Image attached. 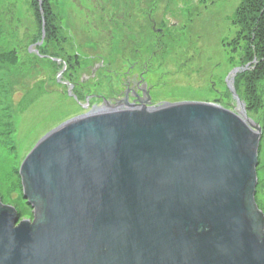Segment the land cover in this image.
<instances>
[{"label":"water","instance_id":"obj_1","mask_svg":"<svg viewBox=\"0 0 264 264\" xmlns=\"http://www.w3.org/2000/svg\"><path fill=\"white\" fill-rule=\"evenodd\" d=\"M239 70L232 107L122 101L44 135L18 171L33 220L0 200V264H264Z\"/></svg>","mask_w":264,"mask_h":264},{"label":"rangeland","instance_id":"obj_2","mask_svg":"<svg viewBox=\"0 0 264 264\" xmlns=\"http://www.w3.org/2000/svg\"><path fill=\"white\" fill-rule=\"evenodd\" d=\"M238 3L51 0L61 39L50 41L43 47V55H38L34 40L40 23L33 0H0V55L12 49L16 52L13 64L0 60V200L18 211L16 225L33 220L32 209L22 197L18 174L24 158L49 131L85 112L57 82L62 72L56 60L67 63L68 68L73 65L76 81H84L93 90L118 72L125 58L135 57L136 53L153 54L159 99L232 107L225 80L238 67L241 55V47L232 41ZM37 6L42 15L40 1ZM88 70L92 71L90 76ZM63 79L67 81L66 74ZM246 83L241 81L235 88L237 95L252 104L248 116L264 126V108L254 105V94ZM259 88L264 90V81ZM255 175L254 200L264 216V141L258 147Z\"/></svg>","mask_w":264,"mask_h":264},{"label":"trees","instance_id":"obj_3","mask_svg":"<svg viewBox=\"0 0 264 264\" xmlns=\"http://www.w3.org/2000/svg\"><path fill=\"white\" fill-rule=\"evenodd\" d=\"M39 1L41 2L40 10L42 11V15L37 6ZM33 4L37 7V19L40 23L37 39L34 40L35 43H39L41 39V25L42 22H44L43 43L41 45H36V48L38 49L37 54L43 55L44 51L42 50L46 44L48 45L50 41L61 39L59 33V19L57 15H53L52 13L50 6L51 0H33ZM233 25L236 27V34L232 41L234 43L237 42L236 47H241V55L238 59V67L240 70L234 76V89L241 83V81L245 80V82H247L246 84L250 87V92L252 91L254 94V105H256L257 108H264V102L263 104L261 102L264 90L259 88L261 82L264 81V0H239L234 11ZM14 55L16 56V52L12 49L7 52V54L0 55V60H7V62L13 64ZM255 81H257V86L251 88ZM236 94L238 93L236 92ZM237 96L244 104L248 116V112L252 111V104L250 102L245 103V99L239 95ZM250 119L258 124L262 130V135L259 141L260 147L261 143L264 141V126L261 122L259 123L257 119ZM262 123L264 122L262 121Z\"/></svg>","mask_w":264,"mask_h":264},{"label":"flooded vegetation","instance_id":"obj_4","mask_svg":"<svg viewBox=\"0 0 264 264\" xmlns=\"http://www.w3.org/2000/svg\"><path fill=\"white\" fill-rule=\"evenodd\" d=\"M43 34L41 33V40L44 39V22ZM152 31L157 34V29L151 24ZM42 32V25H41ZM160 36L163 35L159 32ZM39 41L37 45H41L42 41ZM38 53V51H37ZM135 55V54H134ZM153 55V54H152ZM152 55L149 53H136L135 57L125 58V62H122L121 69L113 75L107 77V80L103 86H99L91 90L86 86L84 81H76L78 78H74V66L68 68V64L57 61V66L60 67V78L57 82L63 84L70 94V98H73L77 104L85 110L84 113H91L103 110H110L112 108H118L124 106L119 102L125 101L128 105L138 107L145 105L149 108L166 103L165 100L158 98L157 91L159 90V84L155 82L157 80L156 68H153L151 62ZM239 68V67H238ZM70 70V73L68 72ZM92 70V67L89 68ZM89 76L92 71H89ZM93 73H95L93 71ZM68 77L67 81H64V77ZM64 76V77H63ZM88 76V77H89ZM94 77V74H93ZM90 80V79H86ZM93 80V79H91ZM231 80V76L226 77L225 83ZM234 82V77L232 83ZM142 100L147 102L141 103ZM81 114V115H82Z\"/></svg>","mask_w":264,"mask_h":264}]
</instances>
